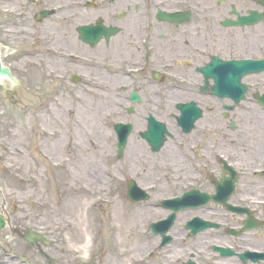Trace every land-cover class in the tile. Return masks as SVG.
Listing matches in <instances>:
<instances>
[{
    "label": "flooded vegetation",
    "instance_id": "flooded-vegetation-1",
    "mask_svg": "<svg viewBox=\"0 0 264 264\" xmlns=\"http://www.w3.org/2000/svg\"><path fill=\"white\" fill-rule=\"evenodd\" d=\"M49 3L34 0L35 10L30 17L25 15L22 18L21 26H31L40 33L50 49L62 54L58 60L52 61L51 66L53 72L61 74L65 82L71 84L72 79L78 76L80 84H99L100 94L105 98L125 99L132 110L128 116L131 117L129 123L133 130H147L150 116L159 122H167V119L171 121V112L175 111L179 115V104L194 102L202 110V118L190 134H184L177 127L178 139L175 142L178 145L173 144L177 151L170 153L165 160L169 162L168 165L177 162L180 171H176V175L166 172L163 181L158 183L157 192L174 194L176 197L196 189L215 196L223 158L237 172L235 192L230 203L262 219L264 175H255V172L264 166V161L253 156H248V160H242L243 157L230 158L226 152L217 149L213 144L214 137L221 135L229 141L230 135L226 129L214 126L209 116L214 113L216 102L221 104L213 92L216 78H220L224 72H230L232 62L264 59V46L261 45L264 36V0H63L52 6ZM49 10L55 11L52 16L40 23L35 21L38 13ZM248 17L263 20L251 26L239 25L240 19ZM28 18L32 19V23H28ZM88 26L105 29V34L100 32L95 44H92L94 34L89 36L91 43H88L87 37L80 33L82 27ZM112 30L116 32L112 34ZM256 42L260 45L252 49L251 46L256 45ZM114 52L117 53L116 59L111 57ZM245 73L246 69H242L239 80L249 86L245 99L238 104L225 100L221 104L223 117L246 108L255 109L256 115L259 110L264 112L257 101L258 96L264 95V74ZM115 82L117 84L114 85ZM119 85L121 90L117 91ZM171 85H174L173 88H168ZM205 85L207 88L204 91ZM111 88L115 92L111 93ZM134 92L140 98L136 104L130 100ZM224 106L233 108L225 111ZM114 108L119 109L115 104ZM108 109L111 107L108 106ZM255 138L252 143L257 150L262 151ZM234 143H240L239 139ZM250 144V140L241 139V145L246 147ZM219 152L221 156L216 155ZM254 165L258 167L253 168ZM225 175L230 176L228 173ZM154 178L140 176L138 180L148 187L153 184ZM163 199L154 198L153 203L139 206L140 212L147 213V218L141 221V225L146 227L144 236L148 244L159 246V250L149 251L145 264H187L189 261L197 264H243L238 257H222L220 253L214 252V245H206V242L225 240L223 234H228L227 226L231 221L229 214L216 202L179 211L166 234L170 242L162 247L163 236L154 234L150 226L168 219L171 214L162 208ZM21 210H15L17 212L10 216L14 222L25 224L24 219L29 218L28 223L42 229V234L54 233V225L45 221L42 213L30 209L18 212ZM196 218L218 222L222 228L217 230L218 233L204 232L192 236L187 226L192 225ZM239 220V224L245 221L244 218ZM255 234L227 238L237 253L247 250L263 252L262 233ZM50 237L53 243L47 246L23 243L6 257L14 264H82L79 255L64 251L60 242L52 235ZM199 243L202 249L207 250V260L197 254L198 251H205L197 248ZM48 257L55 261H49Z\"/></svg>",
    "mask_w": 264,
    "mask_h": 264
},
{
    "label": "rangeland",
    "instance_id": "rangeland-1",
    "mask_svg": "<svg viewBox=\"0 0 264 264\" xmlns=\"http://www.w3.org/2000/svg\"><path fill=\"white\" fill-rule=\"evenodd\" d=\"M59 1L63 2V0H44V2H50V6L58 5ZM20 4L24 7L28 5L26 0H0L1 59L11 78L0 83V188L2 189L0 207L5 201L9 205L8 211H11L14 205H22L28 209L27 206L30 203L36 202L38 206L43 207L39 209V213L44 215V220L55 223V236L62 240L66 251L84 257L93 250L98 254L97 260L101 261V264H138L139 257L144 256L149 248L139 235L142 230L141 224L147 218V213L130 207L121 179L130 175L138 176L136 172L142 173L143 177L152 178H157L158 172H161L160 175L166 172L176 175V171H180L179 164L175 162L168 165L169 162L165 160V157L174 151L172 148L174 145L168 144L163 152L152 159H148L145 155L140 157L141 153H135L138 148L143 154H151L136 132L129 142L124 159L115 160L116 138L111 127L106 126V120L103 117L105 113H116L118 110L114 107L111 108L112 110L100 107V102L105 101V98L89 99L86 98L90 97L88 95H80L85 96L84 102L77 105L75 95L79 93L69 90L66 92L65 86L60 82L52 87V75L49 76L50 81L47 80L48 78L35 80L31 76L33 71L39 74L41 70L31 68L20 61V51H36L35 58L40 63V68H46L48 73L50 69L52 71L49 59L52 62L53 58L47 52L45 47L47 45H40L38 50L41 54L39 55L37 48L31 47L32 40L21 39V34L26 31L33 34L34 31L29 27H19ZM30 10L32 14L35 9L33 7ZM22 43L24 49L20 48ZM258 45L260 44L256 42V45L251 48L256 49ZM261 45L264 46V36ZM116 55L117 53L114 52L111 57L116 59ZM60 86H62V92L58 90L57 96L61 92L59 97H62L63 107L60 105L59 109L57 102L62 100L53 95ZM87 88L84 87V91ZM168 88L172 87L168 86ZM113 89H110L111 93L115 92ZM88 92L93 93L91 90ZM53 97L56 98L53 99L54 101L51 100ZM113 103L120 105L123 101L114 99ZM54 105L59 118L64 121L63 126L62 120L60 123L57 119L53 121V110H49V107ZM66 106L69 107V111L65 110ZM253 110L255 109H243L231 114L227 119L222 117L221 104L216 102L214 113L209 116L213 119L214 126L228 131L229 141L218 135L214 137L213 144L220 151L226 152L230 158L243 157L242 160H248V156H253L256 159L260 157L264 161V112L259 110L256 115ZM125 115L124 119L131 120V117ZM167 122L172 130L171 121L167 119ZM231 122L235 124V130L229 128ZM54 123H59L58 126L66 135H69L70 140H78L76 133L84 137L81 139L88 144L83 149V160L80 156L82 153L71 151L73 145L63 148L64 153L55 146L56 137H52L51 134L55 130ZM255 126L256 129H254ZM254 133H256L255 136ZM253 136L258 139V147L262 151L257 150L252 143ZM243 137L251 142L249 146H246L247 148L241 145ZM237 139L240 143L235 144L234 141L237 142ZM64 141L65 139L62 140ZM101 153L104 156L102 159ZM62 155L68 157L74 164L66 166ZM95 159L97 162L92 163ZM164 165L173 169L159 171V168ZM256 167L258 165L253 166V168ZM104 168L106 169L103 170ZM155 168L158 172L154 171ZM94 170L98 171L103 178L94 174L90 177L89 173L95 172ZM173 177L171 176V179H174ZM140 185L144 186V183L140 182ZM91 188L95 191L99 189L101 194H92ZM28 222H30L29 219L25 221V224ZM120 227L130 234H123V232L116 234ZM9 233V229L3 231L1 238L5 239ZM261 237L262 250H264V233L260 239ZM91 238L93 242H97L93 243ZM213 242L229 244L226 243L227 240ZM12 243L13 241L10 242ZM211 243L206 242V245L209 246ZM13 244L16 245V242ZM197 248L205 250L201 248L200 243ZM200 256H203L202 252ZM84 258V261H88V257ZM2 260L3 258H0V262Z\"/></svg>",
    "mask_w": 264,
    "mask_h": 264
},
{
    "label": "bare ground",
    "instance_id": "bare-ground-1",
    "mask_svg": "<svg viewBox=\"0 0 264 264\" xmlns=\"http://www.w3.org/2000/svg\"><path fill=\"white\" fill-rule=\"evenodd\" d=\"M24 38H26V39H30L31 38V34H30V32H27L24 36H23ZM24 63H26L29 67H31V68H38V69H40L41 70V73H37L36 74V72H34L33 71V73H32V75L31 76H33V78L35 79V80H38V79H43V78H45V79H47V78H49V74L50 73H48V71H47V69L46 68H44V69H42V68H40V66H39V62L36 60V59H34L32 56H31V54L30 53H27V54H25V57H24ZM5 77V75H0V83H2L3 81H5L6 79L4 78ZM84 102V100H82L81 98H78L77 100H76V104L77 105H79V104H82ZM113 102H114V100L113 99H111V98H109V97H106L105 98V102L103 103V105H106V106H112L113 105ZM62 104H63V100L62 101H60V100H58V102H57V105H58V108L60 109V105L62 106ZM52 106V105H51ZM49 107V110H53L52 111V117H53V121L55 120V119H57L58 121H59V123H60V121L62 120L61 118H59V113H57V110H56V106L54 105V107ZM63 107V106H62ZM61 109H63V108H61ZM65 110H67V111H69L70 109H69V107L68 106H66V108H65ZM63 121V120H62ZM58 123V124H59ZM63 123H64V121L63 122H61V124H62V126H63ZM58 124H55L54 123V131H52V137H56V143H55V146L57 147V148H59V151L61 152V153H64L65 152V150L63 149V148H65V147H70L71 145H73L72 146V148H71V151H75V153H82L80 156L82 157H79V158H81L82 160H83V155H84V151H83V149L87 146L86 144H88L87 143V141H83L82 139H81V137H83L80 133H76V135H77V137H78V140H70L69 139V135H66V133L64 132V130L62 129V128H60L59 126H58ZM64 127H65V124H64ZM84 138V137H83ZM63 139H65V141L64 142H62V140ZM96 145V144H95ZM92 146V145H91ZM96 146H98V145H96ZM62 149H63V151H62ZM137 152H140V150L139 151H137ZM69 153V152H68ZM68 153H66V154H68ZM101 155H102V153H101ZM100 155V156H101ZM63 156V155H62ZM104 156L102 155L101 156V159L103 158ZM66 163V166H68L69 164H74V162L73 163H71L70 161H72V160H69L68 159V157H65V156H63V158H62ZM76 160V159H75ZM74 160V161H75ZM94 162H97V160L95 159L92 163H94ZM97 163H95V165H96ZM96 168V167H95ZM88 169H89V167H88ZM106 168H104L103 170H105ZM95 172H92V173H89V176L90 177H92V175L94 174V175H100L99 173H98V171H96V170H94ZM101 176V175H100ZM102 177V176H101ZM103 178V177H102ZM91 193L92 194H98L99 195V193L101 194V191L99 190V189H97V191H95L94 189H92L91 188ZM130 228V227H129ZM118 233H121L122 234V232H123V234H130V233H128L127 232V230L126 229H122V227H120V230H118L117 231Z\"/></svg>",
    "mask_w": 264,
    "mask_h": 264
},
{
    "label": "water",
    "instance_id": "water-1",
    "mask_svg": "<svg viewBox=\"0 0 264 264\" xmlns=\"http://www.w3.org/2000/svg\"><path fill=\"white\" fill-rule=\"evenodd\" d=\"M242 22H244V21H242ZM0 72H2L1 65H0ZM219 87L220 86H218L217 88L219 89ZM192 122L193 121H191L190 123H192ZM120 128L121 127L119 126L116 130L118 131V133H120V146L119 147H120V153H121V150L124 148V146L126 144V139H127L128 134H129V131L121 132V131H119ZM162 132L164 133V130H162ZM157 134H159V132H157ZM145 138L148 139L149 143L152 146H154L155 150L160 148L161 145L159 143V137H157L155 135V132L153 130L150 131L148 134H146ZM132 192H133V194H137L136 189H133Z\"/></svg>",
    "mask_w": 264,
    "mask_h": 264
}]
</instances>
